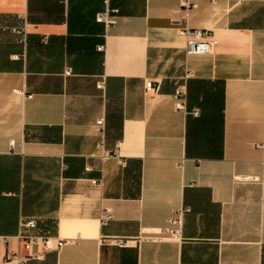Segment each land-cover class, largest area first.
<instances>
[{
  "label": "crops",
  "instance_id": "obj_1",
  "mask_svg": "<svg viewBox=\"0 0 264 264\" xmlns=\"http://www.w3.org/2000/svg\"><path fill=\"white\" fill-rule=\"evenodd\" d=\"M183 1L0 0V264H264V0Z\"/></svg>",
  "mask_w": 264,
  "mask_h": 264
},
{
  "label": "built area",
  "instance_id": "obj_2",
  "mask_svg": "<svg viewBox=\"0 0 264 264\" xmlns=\"http://www.w3.org/2000/svg\"><path fill=\"white\" fill-rule=\"evenodd\" d=\"M191 2L188 0L183 1V6H189ZM118 13L117 9L113 10H106L103 13H100L97 16V21L101 23H105L107 27H110L116 23V14ZM18 33H23V31L19 29H14ZM183 34L187 36V46L186 51L188 54H204L211 51L213 46V40H212V34L210 31H201V30H192V29H185L183 30ZM104 46H101V49H104ZM73 74V71L71 68H67L65 71V75L70 76ZM104 86V83H99V87L102 88ZM147 87L149 89L152 88V82L147 83ZM18 91V89L16 90ZM25 91H23L24 93ZM29 97H32V95H28ZM175 98L177 101V107L178 108H185V101L187 98V93L185 89L179 88L175 93ZM105 119H100L98 121V124L100 126L104 125ZM13 146L15 145V141L12 140ZM190 209L187 208L180 210L176 213L175 216H173L169 220V226L164 229H159L157 231H152V233L146 237H141L140 239L133 238V237H121V236H113L105 239L109 244L114 246H120V247H127V246H133L137 245L140 240L143 239H163L165 237H168L172 240H183V226L184 225V217L185 214ZM110 218V215L107 216V219ZM20 222V232H19V238L23 244V248L29 253L30 250L36 246L41 245L43 247V252L39 253L37 257L42 258L44 253L46 251L53 250L55 248L61 249L63 245L66 243L65 239H58L56 241L55 237H52L51 235H42L37 233L35 230L38 228V222L35 218H28L27 220L25 218L21 219ZM167 235V236H164ZM29 256L32 255H24L20 251H15L10 253V259L9 261L14 264H26V261Z\"/></svg>",
  "mask_w": 264,
  "mask_h": 264
}]
</instances>
